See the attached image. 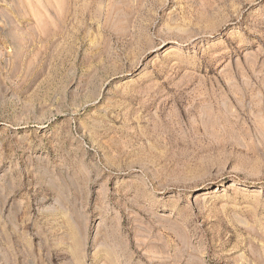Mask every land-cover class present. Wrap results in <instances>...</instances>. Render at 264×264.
<instances>
[{
  "label": "rangeland",
  "instance_id": "rangeland-1",
  "mask_svg": "<svg viewBox=\"0 0 264 264\" xmlns=\"http://www.w3.org/2000/svg\"><path fill=\"white\" fill-rule=\"evenodd\" d=\"M0 264H264V0H0Z\"/></svg>",
  "mask_w": 264,
  "mask_h": 264
},
{
  "label": "bare ground",
  "instance_id": "bare-ground-1",
  "mask_svg": "<svg viewBox=\"0 0 264 264\" xmlns=\"http://www.w3.org/2000/svg\"><path fill=\"white\" fill-rule=\"evenodd\" d=\"M53 71H54V70H53ZM51 72H52V71H51ZM45 81H46V80H45ZM45 84H46V83H45ZM48 84H49V83H48ZM41 87H42V86H41ZM52 89H53V88H52ZM48 92H49V91H48ZM45 93H46V92H45ZM45 95H47V94H45ZM50 98H51V97H50ZM56 98H57V96H56ZM56 98H55V100H54V99H53V100L49 99V100H51V101H56V100H58L55 104H59V99H56ZM59 98H60V97H59ZM60 99H61V98H60ZM47 100H48V97L45 96V97L41 100V103H43L44 101H47ZM49 100H48V101H49ZM51 101H50V102H51ZM45 104H46V103H45ZM56 108L58 109L57 114H60V113L62 112V110H63V107H62V106H60V107L57 106ZM57 114H56V115H57ZM36 121H37L38 124L43 125V126H40L41 128H42V127H45V125H44V124H45V119H44V118L37 119ZM17 123H18V122H17ZM65 127H66V128H69V125H68V126H65ZM68 131H69V129H68ZM69 132H70V131H69Z\"/></svg>",
  "mask_w": 264,
  "mask_h": 264
}]
</instances>
